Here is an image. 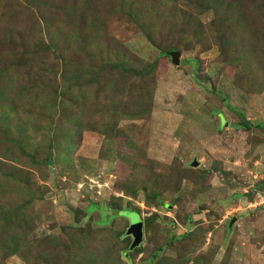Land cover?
Returning a JSON list of instances; mask_svg holds the SVG:
<instances>
[{"label":"rangeland","instance_id":"374dc122","mask_svg":"<svg viewBox=\"0 0 264 264\" xmlns=\"http://www.w3.org/2000/svg\"><path fill=\"white\" fill-rule=\"evenodd\" d=\"M160 2L0 0V264H264L263 0Z\"/></svg>","mask_w":264,"mask_h":264},{"label":"water","instance_id":"95a60500","mask_svg":"<svg viewBox=\"0 0 264 264\" xmlns=\"http://www.w3.org/2000/svg\"><path fill=\"white\" fill-rule=\"evenodd\" d=\"M168 53L171 56L172 62L175 64H178L180 52L177 50H171ZM198 164L199 163L196 159H194L191 163L192 166H198ZM128 233H130L132 236L130 248L137 247L138 245L142 243L143 241V221L138 214L134 217V219L130 223V226L128 228Z\"/></svg>","mask_w":264,"mask_h":264},{"label":"trees","instance_id":"16d2710c","mask_svg":"<svg viewBox=\"0 0 264 264\" xmlns=\"http://www.w3.org/2000/svg\"><path fill=\"white\" fill-rule=\"evenodd\" d=\"M174 0H161V2H160V6L162 7V8H164V9H167L168 11H169V9H170V12L171 11H173L176 7L174 6V7H170L169 6V3L170 2H173ZM219 0H213V5L214 6H216V5H220V3L221 2H218ZM201 2V0H199V1H195V0H186V3L187 4H189V6L190 5H192V4H199ZM222 2H223V0H222ZM262 5H264V0H263V2H262ZM168 11H165V13H163V12H161V13H159L158 14V16L159 17H162V16H172V14H169L168 15ZM140 72V73H139ZM150 71H148V69L147 68H144V69H141V71H136V73L137 74H141V75H143V74H148ZM241 126H244V127H246V128H250L251 126H252V123L250 122V121H248V120H246V119H243L242 118V120H240V123H239ZM258 126H263L264 127V123H262V122H259L258 123ZM0 183L1 184H3L2 183V181H0ZM118 211H121L120 209H118ZM149 219L150 218H147L146 219V222H149Z\"/></svg>","mask_w":264,"mask_h":264}]
</instances>
